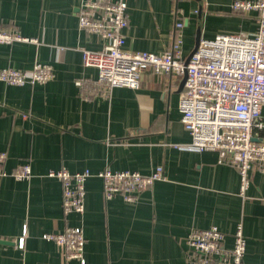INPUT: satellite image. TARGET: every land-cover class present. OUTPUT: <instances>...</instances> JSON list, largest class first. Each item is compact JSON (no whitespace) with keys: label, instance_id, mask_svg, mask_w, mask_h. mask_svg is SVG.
Segmentation results:
<instances>
[{"label":"crops","instance_id":"obj_1","mask_svg":"<svg viewBox=\"0 0 264 264\" xmlns=\"http://www.w3.org/2000/svg\"><path fill=\"white\" fill-rule=\"evenodd\" d=\"M84 1L0 0V30L31 40L0 43V70L42 64L53 72L42 85L0 81V152L8 174L0 177V264H81L42 237L66 227L82 229L84 264H189L185 239L192 228L216 227L230 247L238 224L244 264H264V174L253 166L241 197L234 167L220 164L216 152L187 149L191 139L178 112L182 78L147 69L136 90L98 85L97 70L81 62L80 49H101L95 34L78 28ZM233 1L125 0L123 50L164 54L178 39L187 59L196 41L253 34L256 14L231 10ZM23 164L31 176L16 180L10 174ZM106 167L143 175L161 167L164 180L133 203L104 200L95 175ZM59 169L92 174L82 214H63L61 185L47 177Z\"/></svg>","mask_w":264,"mask_h":264},{"label":"built area","instance_id":"obj_2","mask_svg":"<svg viewBox=\"0 0 264 264\" xmlns=\"http://www.w3.org/2000/svg\"><path fill=\"white\" fill-rule=\"evenodd\" d=\"M231 10L254 13L256 31L248 36L218 34L211 40H200L189 59L182 57L179 40L164 54L128 52L123 50L124 30L128 26L125 0H86L78 12V28L95 34L101 49H80L84 67L98 72L96 83L106 90H136L142 73L149 69L157 75L185 77L178 98V112L183 128L190 136L188 150L216 152L218 162L234 167L239 177V195L245 196L250 185V170L257 166L264 174V0H234ZM176 23L175 29L181 30ZM17 33L0 30V43L30 42ZM53 79L49 65L35 64L29 71L12 68L0 70V81L10 86H33ZM80 86V82H76ZM6 155L0 152V177ZM16 180H28V164L18 166L11 174ZM92 176L89 170L70 173L65 169L51 170L48 178L61 185V207L64 215L84 211L85 183ZM102 183L104 200L119 195L127 203L164 180L161 167L143 175L137 171H111L104 168L96 175ZM53 242L64 259L84 264L85 240L80 227H66L60 233L43 234ZM226 236L216 227L192 228L186 236L189 264H244L246 239L242 225L226 246ZM23 246V237L19 244Z\"/></svg>","mask_w":264,"mask_h":264},{"label":"water","instance_id":"obj_3","mask_svg":"<svg viewBox=\"0 0 264 264\" xmlns=\"http://www.w3.org/2000/svg\"><path fill=\"white\" fill-rule=\"evenodd\" d=\"M197 46H198V41H196V44H195L194 50L191 52V54L195 52ZM191 54H190V55H191ZM190 55H189V57H190ZM189 57H188L187 59H189ZM184 81H185V77H184L183 80H182V85H184Z\"/></svg>","mask_w":264,"mask_h":264},{"label":"rangeland","instance_id":"obj_4","mask_svg":"<svg viewBox=\"0 0 264 264\" xmlns=\"http://www.w3.org/2000/svg\"><path fill=\"white\" fill-rule=\"evenodd\" d=\"M14 171V170H13ZM117 196H119V195H117ZM85 199V198H84Z\"/></svg>","mask_w":264,"mask_h":264}]
</instances>
